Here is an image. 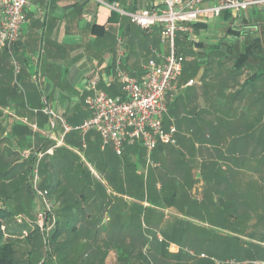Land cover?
Listing matches in <instances>:
<instances>
[{
  "label": "crops",
  "instance_id": "0c3cea01",
  "mask_svg": "<svg viewBox=\"0 0 264 264\" xmlns=\"http://www.w3.org/2000/svg\"><path fill=\"white\" fill-rule=\"evenodd\" d=\"M108 1H115L128 11H139L162 2V0ZM253 10H259L264 18V7L245 10L243 16L250 19L246 25L243 22L231 23L223 19L222 15H206L198 20L196 29L187 36L194 44L233 43V33L227 32L229 26L242 30L249 29L251 33L257 31L260 24L264 27L262 19L253 21ZM230 13L233 16L239 15ZM26 14L28 20L17 42L7 49V52L3 50L5 48H0V110H2L0 122L10 127L16 123H24L32 131L27 138V145L21 150L14 142L17 138L14 132H11L10 137L8 128L0 130L1 138L12 141L10 143L6 139L8 144L0 143V156L10 158L6 161L9 164L14 163L16 157L21 156L18 158L19 161L23 159L24 151H35L38 139L43 134L50 136L56 145L61 137L59 117L68 123L78 124L88 116L89 109L85 99L87 95L92 94L90 89L92 80L96 78L95 86L98 89L110 95L121 96L123 90L117 69L138 77L150 61L163 60L162 54L169 51L168 44L161 43L156 26L141 28L131 24L125 16L114 15L98 0H32ZM240 37L242 35L236 38ZM214 58V53L207 50L192 53L184 56L183 67L184 63L193 59L204 60L208 64ZM13 59L20 64L18 74L14 73V69L12 71ZM209 64L211 68L210 66L206 68L205 63L201 62L196 71H192L193 67L183 71L182 67V72L172 82L167 92V115L164 122L177 128V144L171 145L175 147L165 146L160 154L168 170L174 174L186 173L183 188L188 193L187 200H169V208H172L175 214L184 209L196 216L210 218L212 215L208 212L211 207L207 205L208 202H204L206 195L211 201L209 204H214L221 197L223 200L228 198L233 192L234 195L230 196V199H236V189L239 192L241 190L243 177L241 168L231 166L228 169L233 183L225 188L222 195H218L209 186L212 179L203 164L212 156L224 152L223 141L238 135L230 133L229 128L227 129L230 119L227 118L224 107L226 103L241 100L242 96L232 97L234 91L232 86L240 85L248 75L244 71L240 77L237 76V80L231 78L229 81L224 71L214 69L215 63ZM213 76L222 84L217 85L218 82L210 81ZM190 79L192 83L188 82ZM251 86L257 89V99L264 96L262 94L264 76L251 81ZM235 92L237 93L238 89H235ZM263 99L261 104L264 106ZM43 109L52 110L54 115ZM201 109L210 112L202 115ZM41 123L43 126H40ZM215 126L218 128L216 133L213 132ZM241 129L242 124L238 125L237 133L241 132ZM208 139H216L218 143L212 144ZM250 139L251 143L256 140L254 136ZM62 142L63 139L60 144ZM54 145H48L43 151ZM240 145L241 143L238 147ZM82 146H86L85 141H82ZM180 152L185 154L184 167L177 161V158L181 157ZM168 157L170 161L166 164ZM220 164V168L225 169L223 162ZM174 165L180 166L178 168L180 170L174 169ZM223 185L222 183L219 186L224 188ZM12 189L13 186L9 187V190ZM143 202L148 204L146 201ZM110 206H112L110 209L114 210L115 205ZM214 237L215 244L212 246L207 241L210 249L204 247L205 249H201L200 252L206 253L208 250L220 252L224 248L225 236ZM170 246H173L174 251H178L177 245L172 243Z\"/></svg>",
  "mask_w": 264,
  "mask_h": 264
},
{
  "label": "trees",
  "instance_id": "16d2710c",
  "mask_svg": "<svg viewBox=\"0 0 264 264\" xmlns=\"http://www.w3.org/2000/svg\"><path fill=\"white\" fill-rule=\"evenodd\" d=\"M244 11H241L236 16H233L229 11H225L220 15L231 23L243 22L246 25V22L250 21V19L243 16ZM112 13L118 15L116 12ZM253 17V21L263 19L259 10H253ZM196 27L197 23L194 24V29ZM227 32L233 33L235 37L242 35L248 41L244 49L236 53L235 57L230 54L234 43L227 44V52H225L222 50L221 44H203L200 42L194 44L188 38L187 33H179L177 35L176 51L181 53L183 57L192 53L206 52V50L212 52L215 58L211 59L210 62L215 63L214 69H221L228 76L234 75L233 72L238 70V67L244 70L245 66L249 65L252 68V72L242 80L240 85H251V81L264 76V43L261 44L258 39L252 40L250 37L251 30L249 29L245 30L244 28L242 30L229 26ZM3 50L5 52L8 51L7 48ZM201 62H204L205 65L207 64L206 61L200 59L190 60L186 64L184 63L183 71L192 67V71H196ZM210 62L205 66L206 68ZM123 95L124 93L121 96ZM257 112V121L263 128L257 129V139L253 143H251L250 138L256 132L253 131V119L251 118L242 124L241 135H236L227 141H223L226 143H224V152H221L220 155L212 156L210 160L203 164L212 179V183L209 186L218 195H222L225 188L233 183L230 172H228L231 166L241 168L243 177L241 178L242 186L240 192L236 189V199H230L234 192L228 198H224V200L221 197L217 201L218 207L208 212V214L212 215L211 219L216 222L219 219L218 217H221L220 224L224 225L225 229L229 227L230 231L237 234L233 233L232 236H225V249H221L220 252L210 250L207 253V256L210 257L198 260L197 264H216L211 257L220 260L227 257L264 260V106L258 108ZM229 114L227 112V115ZM1 115L2 110H0ZM11 126L3 125L0 122V130L8 128L10 137L12 136L10 135L11 132H14L17 137L14 142L22 150L27 145L28 136L32 134L31 128L24 123H16ZM40 126H43V123ZM55 129L54 126L53 130ZM213 132H218L217 126L214 127ZM177 136L178 133H176ZM8 141L12 143L11 140ZM82 141H85V147L82 146ZM208 142L212 144L218 143L216 139H208ZM239 142L241 143L240 147L238 149L234 148L236 143L239 144ZM100 143L101 137L95 130H89L84 135L79 130H71L63 136V142L59 145H54L55 141L46 134L39 137L35 151L44 150L48 145H54L53 152L51 154L45 153L40 159L38 166L41 174V179L38 183L39 187L46 189L49 199L53 198L54 205H58V219L52 225L53 229L49 234H43L35 221V226L30 227L26 223L17 224L15 218L18 213L29 214L30 216L34 213L33 209L35 206L31 202L35 200V193H33L34 191L28 180L33 154L29 158H24L20 161L17 158L11 164L0 156V264H40V258L49 259V262L44 259L42 264H55L54 259L50 258L49 251L54 245L56 248L53 251L57 253V258L62 261L64 257H62V248L58 243V239L63 233L62 230L69 227L70 232H76V230H79L78 228H82L81 231H83L84 224L82 222L76 223L75 221L70 224L64 218L68 208L76 206L78 202L100 200V205H102V203L106 202L104 200H147L153 205H158L160 200H187L188 193L183 188L186 182V173L176 172L174 174L168 170L160 154L165 146L171 145L159 143L156 146L152 152V157L158 162V165L148 166L145 173L144 148L142 146L137 144L126 146L122 154L118 155L110 145L103 149L100 148ZM179 154L185 157L182 152ZM222 162L225 169L220 168V163ZM175 164H177V161H175ZM179 167L174 165V169ZM236 180L239 181L237 178ZM157 183H159V186H157ZM222 183L224 188L220 187ZM11 185H14L13 195H19L21 200H8L12 198L11 190H9ZM205 197L208 196L206 195ZM8 203H10V206ZM108 204L109 202H106V206ZM102 206L106 208V206ZM140 206L144 207L138 202L135 208L138 209ZM224 214L225 217L223 218ZM61 218H64L68 223L64 225V221ZM16 225L18 230H16ZM23 227L27 228L26 235H23ZM7 233L24 236L25 241L31 244L32 248L22 257L17 258L13 247V238L6 236ZM210 239V243L215 244L212 236ZM161 241L162 245L167 248L166 241L163 239ZM142 243L144 244V240H142ZM142 251L139 250L138 252L140 261L137 262L150 264L146 254ZM179 252L180 250H178ZM177 255L174 254L173 261L180 259ZM150 257L152 261L155 258L153 254ZM184 262H175L173 264H191L189 261Z\"/></svg>",
  "mask_w": 264,
  "mask_h": 264
},
{
  "label": "rangeland",
  "instance_id": "374dc122",
  "mask_svg": "<svg viewBox=\"0 0 264 264\" xmlns=\"http://www.w3.org/2000/svg\"><path fill=\"white\" fill-rule=\"evenodd\" d=\"M262 21L264 22V18ZM250 37L252 40L258 39V41L263 44L264 27L260 24L258 30L251 33ZM232 38L234 45L231 47L232 51L230 54H233L235 57L236 53H239V51L244 49V46L248 41L245 37H240L238 39L233 35ZM222 50L227 52V45L225 43L222 45ZM208 66L211 68V64ZM251 69L252 68L249 65L245 66L244 70L241 67H238V70L233 72L234 75L228 76V80L231 81V78L237 80V76L241 75L244 71L246 75H249L251 74ZM209 80L213 83L218 82L217 85L220 83L222 84V82L219 83L218 79L214 76ZM232 88L234 89L232 97L239 98L242 96V98L239 101L225 104L224 108L230 113L227 115V118L230 119V122H228V125H230L227 129L229 128V132L232 134L236 133L241 135V132L237 133L238 125H241L244 121L252 118L253 131L256 132L254 138L257 139V129L263 127L260 126L257 121L258 115H256V112L258 108H261L260 106H263V104H261V99H263L264 96L257 99V89L251 85H238L232 86ZM235 89H239V91L236 93ZM262 94H264V92ZM229 95L230 93L227 94V97H229ZM206 112L209 113L210 110L201 109L202 115H205ZM165 115H167V113ZM168 125L169 124L165 122L164 129H167ZM7 140L0 136V143L4 142V144H8L9 142H7ZM239 144L236 143L234 148L238 149ZM3 159L7 161L10 158ZM168 161H170L169 157L166 160V164H168ZM177 161L181 163V167H184V156L181 155V157H178ZM38 162V164H40V160ZM37 169L38 179L40 181V168L37 167ZM1 179H3V177H1ZM16 182L19 183L17 180ZM11 186H13L14 189V185ZM13 189L11 190L12 198L8 200H21L19 195H13ZM34 199L35 200H32L31 202L35 206L33 209L34 213L31 216L24 213L16 214L15 218L17 224L26 223L27 226L34 227L36 223L43 234H49L53 229L52 225L55 224L58 219V205L55 206L53 198L49 199L48 196V200H45V206L42 204L40 205V202L36 199L35 195ZM190 200L192 199L190 198ZM104 201L109 202L108 206H106V202L102 203L106 208L100 205V200L78 202L76 206L68 208L64 218L70 224L75 221L76 223L82 222V224H84L83 231H81L82 228H78L79 230H76V232H70L69 227L67 229H61L63 233L60 235L58 243L62 248L61 254L62 257H64L62 258V261L57 258V253L53 251V249L56 248L55 245L49 250L51 255L50 258L54 259L53 261H55V264H140L138 263L140 261V259H138L139 250H143L142 252L146 254L150 264L185 263L184 261H189L191 264H197L198 260L205 258L199 255L202 253L200 252L201 249H210L207 241L213 246V244L210 243L211 236L212 239L215 240L216 237L214 236L216 235L224 238V236H232L233 233L237 234L236 232L230 231L231 229L227 226L225 229L224 225L220 224V220L222 219H217L216 222L214 219H211L212 216L210 218L201 215L196 216V214L191 211L184 209H182V212L179 214H175L172 208H169V200H160L158 205H153L147 200L143 201H146L148 204H145L142 200ZM137 201L144 207L140 206L136 209L135 206L136 203H138ZM204 202H208L207 205L211 207L212 210L219 205L217 202L215 204H209L211 201L208 200V197H205ZM110 204L115 205L114 210L110 209L112 207ZM8 205L10 206V203H8ZM107 208H109V210ZM44 212L47 216L44 215ZM223 217H225V214ZM64 218H61V220L64 221L63 224L66 225L68 222L64 220ZM46 224L47 226H50L45 229L44 226ZM17 228L16 225V230H18ZM22 230L23 235H26L27 228L23 227ZM6 236H11L13 238V247L17 258L22 257L32 248L31 244L25 241L24 236H16L15 233H7ZM161 239L166 241L167 248L162 245ZM142 240H144V244L142 243ZM172 243L177 245L178 250H180L179 253L178 251H174L173 246H170ZM209 252L210 250L206 253L204 252L205 256H207V253ZM151 254L155 256V258L152 257L153 261L150 257ZM174 254H178L177 256L180 259L173 261L172 259L175 257ZM44 259L49 262L48 258H40V264L43 263ZM223 259L241 260L235 257H227ZM218 263H221L220 259H218Z\"/></svg>",
  "mask_w": 264,
  "mask_h": 264
},
{
  "label": "built area",
  "instance_id": "2783aa9c",
  "mask_svg": "<svg viewBox=\"0 0 264 264\" xmlns=\"http://www.w3.org/2000/svg\"><path fill=\"white\" fill-rule=\"evenodd\" d=\"M111 12L125 16L130 23L141 28L156 26L162 44H168V53L162 54L163 60L150 61L138 77L117 69L121 82L123 96H114L98 89L96 78L92 80L85 102L89 109V116L81 123L70 124L59 117L61 127L60 144L63 136L71 130H79L84 135L89 130H95L101 137L100 148L110 145L114 152L121 155L126 146L137 144L144 148L145 167L157 166L152 159V152L161 144H177V128L169 124L164 129V117L167 113L166 97L172 82L182 72L184 57L176 51V37L178 33L191 34L194 24L206 15L219 16L225 11L240 14L241 11L253 7H264V0H162L159 5H152L139 11H128L115 1L98 0ZM32 0H0V48L10 49L20 36L22 28L28 20L26 9ZM14 73L20 71V64L13 59ZM192 83L190 79L188 81ZM43 111L54 115L52 110ZM84 145V142H83ZM51 148L43 151H24L23 158L33 154L28 180L40 205L45 206L47 190L39 187V160ZM159 186V183H157ZM44 215L46 213L44 212ZM47 216V215H46ZM46 218V217H45ZM44 223V222H43ZM50 226V225H49ZM47 224L44 228H49ZM201 257H207L204 253ZM215 263L218 259L211 257ZM224 260V261H223ZM218 264H264V260L221 259Z\"/></svg>",
  "mask_w": 264,
  "mask_h": 264
}]
</instances>
